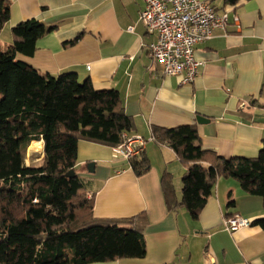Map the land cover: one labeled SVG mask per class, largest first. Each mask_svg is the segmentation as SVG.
<instances>
[{"label": "crops", "instance_id": "crops-1", "mask_svg": "<svg viewBox=\"0 0 264 264\" xmlns=\"http://www.w3.org/2000/svg\"><path fill=\"white\" fill-rule=\"evenodd\" d=\"M198 1L229 11L238 23L230 21L195 47L197 76L186 85L178 76H164L162 65L149 57L146 46L156 36L139 21L141 0L11 1L0 49L12 45L11 30L21 22L54 27L37 40L31 56L16 59L41 74L73 73L79 82L89 78L96 90L117 91L133 121L132 134L146 140L150 168L140 176L110 147L78 143L75 174L93 198L92 216L145 217L143 258L94 264H264V232L253 224L264 217V202L236 181L219 178L196 220L183 208L169 212L163 199V174L171 175L179 201L185 168L166 144L151 140L152 127L194 125L202 149L224 159L255 158L264 143V0L234 9L222 0ZM197 116L208 123L198 124ZM90 162L93 173L86 170ZM233 215L251 225L227 232L223 220Z\"/></svg>", "mask_w": 264, "mask_h": 264}, {"label": "trees", "instance_id": "trees-1", "mask_svg": "<svg viewBox=\"0 0 264 264\" xmlns=\"http://www.w3.org/2000/svg\"><path fill=\"white\" fill-rule=\"evenodd\" d=\"M11 1L0 0V30L9 20ZM222 1L234 9L249 0ZM54 29L35 19L21 22L11 30L12 45L0 49V264L141 259L145 217L95 219L93 198L77 175L66 176L75 171L79 141L113 148L123 133L134 131L119 93L96 90L89 78L79 82L73 73L41 74L16 59L31 56L37 40ZM151 134L185 168L179 201L171 175L161 177L169 212L183 208L196 220L219 178L236 181L264 202V143L255 158L224 159L202 149L194 125L152 127ZM33 142H42L43 157L38 166H26ZM128 163L136 176L150 168L144 153ZM253 224L264 232V217Z\"/></svg>", "mask_w": 264, "mask_h": 264}, {"label": "built area", "instance_id": "built-area-1", "mask_svg": "<svg viewBox=\"0 0 264 264\" xmlns=\"http://www.w3.org/2000/svg\"><path fill=\"white\" fill-rule=\"evenodd\" d=\"M141 1L143 8L139 21L147 34L156 36V40L146 46L147 53L162 65L164 76H178L182 85L192 83L197 76L195 47L211 39L215 30H224L230 21L238 23L236 15L230 17L229 11H218L198 0ZM151 140H154L152 136ZM145 144L143 137L125 132L122 142L111 149L115 157L128 162L144 153ZM250 225L248 219L239 215L223 220V228L227 232Z\"/></svg>", "mask_w": 264, "mask_h": 264}, {"label": "rangeland", "instance_id": "rangeland-1", "mask_svg": "<svg viewBox=\"0 0 264 264\" xmlns=\"http://www.w3.org/2000/svg\"><path fill=\"white\" fill-rule=\"evenodd\" d=\"M42 155H40L39 153L36 152H29V147L25 153V165L26 166H38L41 163L42 160ZM86 170H87V166H86ZM176 184V183H175ZM175 187L177 188V185H175ZM180 192V191H178Z\"/></svg>", "mask_w": 264, "mask_h": 264}, {"label": "water", "instance_id": "water-1", "mask_svg": "<svg viewBox=\"0 0 264 264\" xmlns=\"http://www.w3.org/2000/svg\"><path fill=\"white\" fill-rule=\"evenodd\" d=\"M196 121H197L198 124H206V123H208V120L205 119L204 117H201V116H197L196 117ZM93 167H94V163H92V162L88 163L87 164V172L93 173ZM75 175L76 174H75L74 170H71V171H69V173L66 174V176L69 177V178H73V177H75Z\"/></svg>", "mask_w": 264, "mask_h": 264}, {"label": "bare ground", "instance_id": "bare-ground-1", "mask_svg": "<svg viewBox=\"0 0 264 264\" xmlns=\"http://www.w3.org/2000/svg\"><path fill=\"white\" fill-rule=\"evenodd\" d=\"M42 142H33L29 146V152H36L42 155Z\"/></svg>", "mask_w": 264, "mask_h": 264}]
</instances>
